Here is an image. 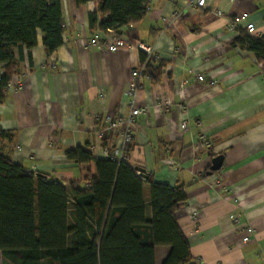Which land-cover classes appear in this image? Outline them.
<instances>
[{
    "label": "crops",
    "instance_id": "obj_1",
    "mask_svg": "<svg viewBox=\"0 0 264 264\" xmlns=\"http://www.w3.org/2000/svg\"><path fill=\"white\" fill-rule=\"evenodd\" d=\"M194 2L147 0L142 19L124 28L123 38L154 51L157 58H149L138 49L87 47L94 36H108L98 29L105 19L99 0L79 6L62 0V45L47 55L38 32L33 49L15 54L24 82L0 104V127L14 133V163L82 187L84 167L66 153L82 148L95 159H112L118 150L115 158L146 179L184 187L176 221L197 264H264V61L238 41L249 36L243 29L233 33L226 26L247 12L263 36L264 0ZM175 14L180 17L171 23ZM136 69L141 88L133 98L128 91ZM131 107L144 111L128 144L120 130L100 135L96 116L127 118ZM216 158L222 166L212 171ZM169 250L157 247V264Z\"/></svg>",
    "mask_w": 264,
    "mask_h": 264
},
{
    "label": "trees",
    "instance_id": "obj_2",
    "mask_svg": "<svg viewBox=\"0 0 264 264\" xmlns=\"http://www.w3.org/2000/svg\"><path fill=\"white\" fill-rule=\"evenodd\" d=\"M147 11V0H99L105 19L98 29L122 37ZM90 23L94 30L93 16ZM64 26L62 0H0V104L20 72L15 54L33 49L38 32L46 54H53ZM238 41L264 61V35ZM14 143V133L0 127L1 264H157L161 246L170 250L160 264H197L176 221L184 187L141 178L125 159H95L82 148L66 157L84 167L86 186L56 181L14 163Z\"/></svg>",
    "mask_w": 264,
    "mask_h": 264
},
{
    "label": "built area",
    "instance_id": "obj_3",
    "mask_svg": "<svg viewBox=\"0 0 264 264\" xmlns=\"http://www.w3.org/2000/svg\"><path fill=\"white\" fill-rule=\"evenodd\" d=\"M193 5L198 6V7H204L205 0H196V2H194ZM216 13L217 15H221V13L218 11ZM179 17H180V14H175L173 21L171 23H173L174 20H176ZM248 17L249 16L247 12H241L239 14L231 16L230 18L227 19V23H226L227 30H229L230 32L236 33V32H239V30L243 29L246 35L259 37L261 34L258 32L256 26L253 23H250L248 21ZM112 32H113L112 30H108V33H109L108 36L104 37V39L102 40H99V38L94 36L89 41V43H87V47L102 46L103 48L107 49L109 52H117L119 50H125V49L132 51V50L138 49L144 52L149 58H157L156 54L154 53L153 50H151V48H148L140 44L139 42L131 41L123 37H116L112 34ZM1 74L2 72H0V75ZM131 76L133 78V81L131 82V87L128 91V94L132 95L133 98H135L137 91L141 88L140 70H137V69L134 70ZM197 80L199 82H204L205 81L204 75L202 74L197 75ZM23 82H24L23 75L18 74L16 76H13L12 80L9 82L7 86V91L16 92L17 90H19V88H21ZM216 84L217 82L214 80H211L209 82V85L211 86H214ZM142 111L144 110L131 107L130 114L128 115L127 118H123V119H114L112 116H109V115L103 116V117L96 116V121L102 124V127L100 129V135H102V133L108 130L110 131L120 130L122 138H123V142L125 144H128L132 139V134H133L136 119ZM181 127L183 130L187 129V125L185 124V121ZM198 127L202 129L203 124L198 123ZM118 156H119V151L117 150L115 153L111 155L110 158L115 159V157H118ZM120 158H122V156H120ZM191 217L193 218L198 217L197 212L193 213ZM245 231L247 233L251 232L250 227L247 226L245 228ZM248 240H249L248 235L245 238H243L244 242H247Z\"/></svg>",
    "mask_w": 264,
    "mask_h": 264
},
{
    "label": "water",
    "instance_id": "obj_4",
    "mask_svg": "<svg viewBox=\"0 0 264 264\" xmlns=\"http://www.w3.org/2000/svg\"><path fill=\"white\" fill-rule=\"evenodd\" d=\"M221 166H222V160H221V158H216V159L213 161V165H212V167L210 168V170H212V171H217V170L221 169ZM138 171L141 173L140 176H141L142 178H145V179H146L147 176L144 175L143 171H142L141 169H140V170L138 169Z\"/></svg>",
    "mask_w": 264,
    "mask_h": 264
},
{
    "label": "rangeland",
    "instance_id": "obj_5",
    "mask_svg": "<svg viewBox=\"0 0 264 264\" xmlns=\"http://www.w3.org/2000/svg\"><path fill=\"white\" fill-rule=\"evenodd\" d=\"M12 80V79H11ZM18 91V90H17ZM138 173V172H137ZM85 177H83V179H84ZM158 259H159V257H158ZM160 260V259H159ZM0 264H1V255H0Z\"/></svg>",
    "mask_w": 264,
    "mask_h": 264
},
{
    "label": "bare ground",
    "instance_id": "obj_6",
    "mask_svg": "<svg viewBox=\"0 0 264 264\" xmlns=\"http://www.w3.org/2000/svg\"><path fill=\"white\" fill-rule=\"evenodd\" d=\"M245 230V229H244Z\"/></svg>",
    "mask_w": 264,
    "mask_h": 264
}]
</instances>
